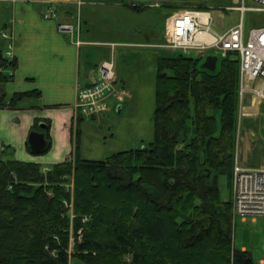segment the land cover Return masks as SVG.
I'll list each match as a JSON object with an SVG mask.
<instances>
[{
	"label": "trees",
	"instance_id": "16d2710c",
	"mask_svg": "<svg viewBox=\"0 0 264 264\" xmlns=\"http://www.w3.org/2000/svg\"><path fill=\"white\" fill-rule=\"evenodd\" d=\"M177 7L161 8L171 13ZM219 59L214 72L182 54L159 60L148 147L103 161L82 159L80 117L74 163L44 172L39 164L0 157V264H69L71 230L73 257L86 264H253L251 254L233 244L239 60L230 54ZM7 63L0 52V88L11 78L2 72ZM31 95L0 96V109L17 108ZM45 133L46 149L37 153L27 145L30 154L50 150L49 125ZM71 174L72 220L64 189ZM211 174L217 176L212 184ZM218 176L230 187L226 201Z\"/></svg>",
	"mask_w": 264,
	"mask_h": 264
},
{
	"label": "crops",
	"instance_id": "0c3cea01",
	"mask_svg": "<svg viewBox=\"0 0 264 264\" xmlns=\"http://www.w3.org/2000/svg\"><path fill=\"white\" fill-rule=\"evenodd\" d=\"M49 7L56 11L55 19L44 17ZM169 16L165 8H150L142 0H0V52L8 62L2 72L11 76L1 86L0 96L8 100L16 94L33 93L19 101L17 108L0 109V157L39 164L44 172L53 164L69 160L75 141L76 88L95 83L100 64L110 60L116 84L127 90L128 99L134 98L132 92L139 88L137 81L149 80L155 86L159 60L172 54H164L160 41ZM105 20L108 23L104 29L99 26L101 31H97ZM159 22L164 24L161 32L157 30ZM60 25L72 26L73 33L62 31ZM106 29L111 31L110 36ZM4 33L11 40L4 38ZM9 51L12 60L7 57ZM128 99L111 101L106 113L80 125L78 153L82 159L90 160L83 151L91 149L84 148L91 142L94 145L87 147H95L91 151L99 159L90 161H103L124 150L121 140L116 141L115 133L109 132ZM260 106L256 111L246 106L244 126L237 128L238 156L242 155L246 167L244 163L255 156L260 158L259 166L264 167V145H258L261 139L256 133ZM114 111L117 116H113ZM152 118L151 114L148 120L152 122ZM48 125L50 150L43 155L30 154L29 134L43 133L48 144ZM130 146L135 147L128 141L125 148Z\"/></svg>",
	"mask_w": 264,
	"mask_h": 264
},
{
	"label": "built area",
	"instance_id": "2783aa9c",
	"mask_svg": "<svg viewBox=\"0 0 264 264\" xmlns=\"http://www.w3.org/2000/svg\"><path fill=\"white\" fill-rule=\"evenodd\" d=\"M150 8H159L170 0H142ZM254 5L247 6L246 0H234L228 9L240 13V22L222 34H213L210 29L211 16L208 10L179 9L167 20L165 37L167 48L187 56L194 54L195 59L206 58L210 51H216L221 57L236 55L239 60V125L245 116L243 109L246 95L251 93L264 102V26L253 28L245 37L243 17L246 12L264 13V0H250ZM46 19H55L56 11L49 7L44 12ZM62 31L73 33L70 25H60ZM3 37L11 40L4 33ZM11 48V45L9 46ZM7 57L12 60L11 52ZM11 74V70H8ZM114 64L102 62L99 76L89 87L76 88L74 118L91 121L109 110L111 101H122L126 92L115 81ZM236 138L235 161L232 178V207L235 216H264V167L249 168L243 166L238 156ZM73 184V183H72ZM69 184L67 189L72 188ZM72 208V205L66 203ZM264 251V244H263Z\"/></svg>",
	"mask_w": 264,
	"mask_h": 264
},
{
	"label": "rangeland",
	"instance_id": "374dc122",
	"mask_svg": "<svg viewBox=\"0 0 264 264\" xmlns=\"http://www.w3.org/2000/svg\"><path fill=\"white\" fill-rule=\"evenodd\" d=\"M172 2L173 5L179 4V7L175 8L174 11L170 14V16L175 13L179 9H196L201 11L208 10L211 16V23H210V29L213 34H222L231 27L237 25L240 22L241 16L240 13L233 9H228L230 6L234 5V0H195L192 2H186V0H170L165 3ZM161 5V7L163 6ZM247 6H253L254 4L250 0H246ZM159 7V8H161ZM165 15H168L167 12H164ZM169 16V17H170ZM168 20V18L166 19ZM108 22L105 20V22H101L97 28V31H101L100 28H102L104 25H106ZM165 24V21H164ZM163 22H159L157 25V30L159 32L162 31L164 27ZM243 24H244V31H245V37H247L248 33L253 28H258L261 26H264V13H258V12H246L243 17ZM100 26V28H99ZM166 28V27H165ZM104 29V27L102 28ZM107 35H111V31L106 29ZM161 36V35H160ZM160 41L163 45L164 54L168 52H172L170 55L171 57H176L180 53L167 48L166 44V37H165V29L164 34H162ZM170 54V53H168ZM209 56H216L218 59H221V56L216 51H210L208 53ZM186 57H192L196 58L194 54H191L190 56L187 55ZM167 58V57H163ZM206 58H203L200 60L199 66H201ZM219 59V61H220ZM110 62H113L110 60ZM121 66L122 62L119 63ZM121 72H124L123 69H119ZM131 77V76H130ZM143 77V76H142ZM147 76L143 77L144 79ZM148 78V77H147ZM137 86L139 88L135 89L132 94L134 95V98L132 100L128 99L129 93H127V90L125 88H122L126 94L124 95L123 99H128L126 101V107L122 114L118 115L116 111H114L113 116L118 115V119L113 122V127L111 128V131L109 134L115 133L116 135V141L121 140V147H124L122 149L128 150V141L131 142V145H133L134 148H142V147H148L149 143L153 139V118L152 122L151 120H148L149 115L152 114L154 111V96H155V86L152 84L149 80H144L142 83L140 81L136 82ZM249 97H251L252 100H249ZM249 97L246 96L244 100V106H250L253 111H256V106L259 104V99L256 98L254 95H250ZM248 103V104H247ZM239 106V105H238ZM239 110V107H238ZM240 110L238 111V113ZM131 115V116H128ZM259 120L257 121L256 126V133L258 135V138L261 139V141L257 142L258 145L263 144L264 145V102H262L260 109H259ZM129 117V118H128ZM114 118V117H112ZM127 118L126 121L125 119ZM142 118V121H141ZM92 121V120H91ZM141 121V122H140ZM111 122V124H112ZM217 123L218 128H220V117H217ZM237 126L239 125V114H238V120H237ZM240 128L244 126V121L241 119L240 122ZM76 128V127H75ZM186 135H188L189 139L192 138L193 131L189 130L187 131ZM188 137L185 138L188 140ZM75 143V142H74ZM89 145H94L93 142L91 144H87L84 148H91L89 151H86L84 149L83 153L85 157H88L90 160H95L99 158H95V152L91 151L94 150L95 147H87ZM118 148V144L116 142V146ZM131 147V146H130ZM132 148V147H131ZM76 146L74 144V149L72 150L71 156L69 158V161L71 163L75 162V158L77 156ZM122 150V151H124ZM117 153V152H116ZM115 154V153H114ZM79 155V154H78ZM113 155V154H112ZM80 156V155H79ZM92 157V158H90ZM242 155H239V161L242 164L241 161ZM251 160L248 163H244L247 165V167L251 168H257L260 167V158L259 156L250 157ZM243 165V164H242ZM244 166V165H243ZM246 167V166H245ZM73 174H71L67 178V182L64 185V189L66 192L71 194L70 200L67 202L68 206L72 205V208L69 209L68 207V213L70 216V220L74 217L73 213V193H74V184L73 183ZM215 177H217L215 174H211V176L208 178V183L212 184L215 180ZM69 184H72V188L67 189ZM218 186L220 189V193L223 200H228L230 196V187L228 186V183L226 181V178L223 176H218ZM70 187V186H69ZM149 188V187H148ZM233 244L234 248L237 251L240 250H246L251 254L253 264H264V251H263V244H264V216H235L233 210ZM72 222V221H71ZM82 231H79V235ZM68 256L71 260H69V264H86L83 261H81L77 257H73L74 254V237L73 232L71 230L70 234V243L67 250ZM129 259V257H127Z\"/></svg>",
	"mask_w": 264,
	"mask_h": 264
},
{
	"label": "water",
	"instance_id": "95a60500",
	"mask_svg": "<svg viewBox=\"0 0 264 264\" xmlns=\"http://www.w3.org/2000/svg\"><path fill=\"white\" fill-rule=\"evenodd\" d=\"M218 58L216 56H207L204 63L201 65L202 69L214 72L217 69ZM28 144L32 151L42 152L47 147V141L43 133L31 132L28 137Z\"/></svg>",
	"mask_w": 264,
	"mask_h": 264
}]
</instances>
